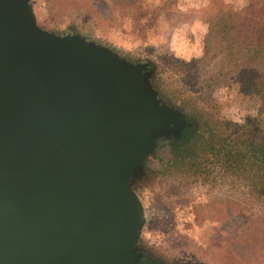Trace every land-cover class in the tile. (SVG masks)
I'll return each instance as SVG.
<instances>
[{"label": "rangeland", "instance_id": "rangeland-1", "mask_svg": "<svg viewBox=\"0 0 264 264\" xmlns=\"http://www.w3.org/2000/svg\"><path fill=\"white\" fill-rule=\"evenodd\" d=\"M28 1L38 30L52 39L79 38L146 65L157 100L180 118L154 136L131 180L145 221L130 264H264V110L235 89L207 98L171 59L173 32L188 54L179 58L202 55L192 56L214 17L210 0ZM198 137L192 157L188 143ZM234 152L242 159L232 166Z\"/></svg>", "mask_w": 264, "mask_h": 264}, {"label": "water", "instance_id": "water-1", "mask_svg": "<svg viewBox=\"0 0 264 264\" xmlns=\"http://www.w3.org/2000/svg\"><path fill=\"white\" fill-rule=\"evenodd\" d=\"M0 24L29 43L13 46L17 54L32 45L43 56L19 85L14 81L17 91L31 86L55 106L53 121L39 116L55 133L39 161L53 195L33 207L11 171L0 181V264H130L145 221L131 180L154 136L179 127V116L157 100L146 65L127 64L79 38L52 39L38 30L28 0H0ZM3 68L5 77L14 73ZM24 103L11 110L28 113ZM9 133L0 130V158L20 148L4 149ZM92 221L96 233L76 239V228Z\"/></svg>", "mask_w": 264, "mask_h": 264}, {"label": "trees", "instance_id": "trees-1", "mask_svg": "<svg viewBox=\"0 0 264 264\" xmlns=\"http://www.w3.org/2000/svg\"><path fill=\"white\" fill-rule=\"evenodd\" d=\"M209 11L214 17L203 37L202 55L187 61L173 55L172 61L178 68L186 67L188 78L196 76V88L207 98L223 88L235 89L264 110V0H242L238 5L210 0ZM189 135L186 130L183 137ZM200 140L188 143L192 157ZM209 144L204 143L202 153ZM180 146L173 147L174 154ZM231 156L232 166L239 165L241 155L234 152Z\"/></svg>", "mask_w": 264, "mask_h": 264}, {"label": "flooded vegetation", "instance_id": "flooded-vegetation-1", "mask_svg": "<svg viewBox=\"0 0 264 264\" xmlns=\"http://www.w3.org/2000/svg\"><path fill=\"white\" fill-rule=\"evenodd\" d=\"M18 17L20 16L18 15ZM0 27V130L7 128L10 131L8 145L4 147L6 151L11 148L15 149L18 145L20 147L16 152H11L9 155L0 158V181L5 179L11 171L14 175V181L24 195L25 200L30 206L35 207L37 198L41 199V196L45 193L50 196L53 195L52 189L46 191L45 183L48 182V178L45 168H42L39 161L46 151L47 140L52 138L55 133L52 131L53 126L39 116L47 115L53 121L55 116L51 110L55 106L44 101L31 86L27 85L28 82L25 84L27 85V91H20L21 89L17 91L14 81L17 80L19 85L24 71L30 70L31 67L35 68L38 62H41L43 56L41 51L36 50L32 45H30L27 54H17L16 51L18 50L14 49L13 46L17 45L24 48L29 43L20 38V33L17 35L15 34L17 32L9 31L1 24ZM3 64L10 66L9 70L13 69L14 73L10 72L9 76L5 77ZM12 65L13 67H11ZM18 92H22L25 97L17 96ZM9 96H15V98ZM23 102H25L26 109H29L28 113L16 114L11 110V105ZM44 108L49 112L43 113ZM11 112L14 114L13 118L8 116ZM11 128L17 129V133L14 134ZM93 180L95 181V179ZM96 225V221L83 222L76 228V239L84 240L95 234Z\"/></svg>", "mask_w": 264, "mask_h": 264}, {"label": "crops", "instance_id": "crops-1", "mask_svg": "<svg viewBox=\"0 0 264 264\" xmlns=\"http://www.w3.org/2000/svg\"><path fill=\"white\" fill-rule=\"evenodd\" d=\"M176 33H177V32H173V33L171 34V36L168 38L169 44H170V46H171V48H172V51L176 52V54L178 55V57H179V54H180V56H181L182 58H187L186 55H188V54H186L185 51H179V50H177V48H178V46H177V45H178V40H177V38H176ZM201 52H203L202 49H201ZM201 52H200L198 55H192V56L197 57V56H199L200 54H202Z\"/></svg>", "mask_w": 264, "mask_h": 264}]
</instances>
